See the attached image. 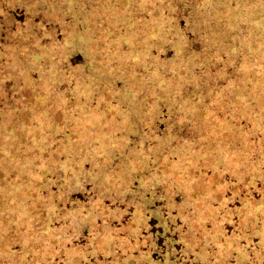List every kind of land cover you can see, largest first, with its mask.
Segmentation results:
<instances>
[{"label": "rangeland", "instance_id": "374dc122", "mask_svg": "<svg viewBox=\"0 0 264 264\" xmlns=\"http://www.w3.org/2000/svg\"><path fill=\"white\" fill-rule=\"evenodd\" d=\"M0 264H264V0H0Z\"/></svg>", "mask_w": 264, "mask_h": 264}, {"label": "trees", "instance_id": "16d2710c", "mask_svg": "<svg viewBox=\"0 0 264 264\" xmlns=\"http://www.w3.org/2000/svg\"><path fill=\"white\" fill-rule=\"evenodd\" d=\"M79 59H80V56L78 55Z\"/></svg>", "mask_w": 264, "mask_h": 264}]
</instances>
